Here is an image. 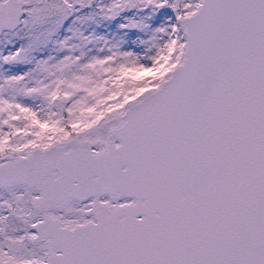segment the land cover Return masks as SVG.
I'll return each mask as SVG.
<instances>
[{"label": "snow or ice", "instance_id": "1", "mask_svg": "<svg viewBox=\"0 0 264 264\" xmlns=\"http://www.w3.org/2000/svg\"><path fill=\"white\" fill-rule=\"evenodd\" d=\"M0 264H264V0H0Z\"/></svg>", "mask_w": 264, "mask_h": 264}]
</instances>
